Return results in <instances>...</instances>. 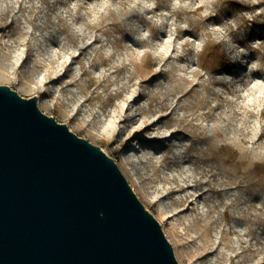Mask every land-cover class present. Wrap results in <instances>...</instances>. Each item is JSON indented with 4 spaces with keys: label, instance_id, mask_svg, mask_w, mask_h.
Listing matches in <instances>:
<instances>
[{
    "label": "rangeland",
    "instance_id": "obj_1",
    "mask_svg": "<svg viewBox=\"0 0 264 264\" xmlns=\"http://www.w3.org/2000/svg\"><path fill=\"white\" fill-rule=\"evenodd\" d=\"M235 1L0 0V84L114 158L180 264H264V0Z\"/></svg>",
    "mask_w": 264,
    "mask_h": 264
},
{
    "label": "water",
    "instance_id": "obj_2",
    "mask_svg": "<svg viewBox=\"0 0 264 264\" xmlns=\"http://www.w3.org/2000/svg\"><path fill=\"white\" fill-rule=\"evenodd\" d=\"M0 264H180L114 158L4 84Z\"/></svg>",
    "mask_w": 264,
    "mask_h": 264
},
{
    "label": "trees",
    "instance_id": "obj_3",
    "mask_svg": "<svg viewBox=\"0 0 264 264\" xmlns=\"http://www.w3.org/2000/svg\"><path fill=\"white\" fill-rule=\"evenodd\" d=\"M225 48L226 47L224 43L219 42V43H215L214 48L209 49L208 51H210L212 56L211 58H213V60H219L222 63V65H224L223 67L228 71H230L235 66V63L227 57ZM262 59L264 62V56L262 57Z\"/></svg>",
    "mask_w": 264,
    "mask_h": 264
},
{
    "label": "bare ground",
    "instance_id": "obj_4",
    "mask_svg": "<svg viewBox=\"0 0 264 264\" xmlns=\"http://www.w3.org/2000/svg\"><path fill=\"white\" fill-rule=\"evenodd\" d=\"M245 1H246V0H240V2H242V3H243V2L245 3ZM240 2L235 1V4H236V3H239V4H240ZM261 2H262V1H261ZM247 6L250 7L251 4H250L249 2H247ZM198 9H202V7H199ZM219 42L224 43V45H225V47H226V48H225V52H226V54H227V57H228L229 59H231V61H233V62L235 63V66H234L230 71H228L227 69H225V68L223 67L224 65H222V63H221V67H220V69L223 70V71H225V72L231 73V72L234 70V68L237 67V61H236V59H235L232 55H230L229 50H228V48H227L228 38L225 37V36H223V37H221V38L215 40V43H219ZM148 54H151V53L148 52ZM215 79H216V78L213 77V80H215Z\"/></svg>",
    "mask_w": 264,
    "mask_h": 264
},
{
    "label": "snow or ice",
    "instance_id": "obj_5",
    "mask_svg": "<svg viewBox=\"0 0 264 264\" xmlns=\"http://www.w3.org/2000/svg\"><path fill=\"white\" fill-rule=\"evenodd\" d=\"M253 2H258V0H253ZM262 11H264V10H262ZM241 51H243V49H241Z\"/></svg>",
    "mask_w": 264,
    "mask_h": 264
}]
</instances>
